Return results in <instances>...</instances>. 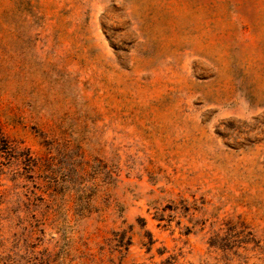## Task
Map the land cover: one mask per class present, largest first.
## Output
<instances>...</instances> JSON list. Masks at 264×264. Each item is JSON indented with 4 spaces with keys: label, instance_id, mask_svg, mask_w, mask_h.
I'll return each instance as SVG.
<instances>
[{
    "label": "rangeland",
    "instance_id": "rangeland-1",
    "mask_svg": "<svg viewBox=\"0 0 264 264\" xmlns=\"http://www.w3.org/2000/svg\"><path fill=\"white\" fill-rule=\"evenodd\" d=\"M0 264H264V0H0Z\"/></svg>",
    "mask_w": 264,
    "mask_h": 264
}]
</instances>
